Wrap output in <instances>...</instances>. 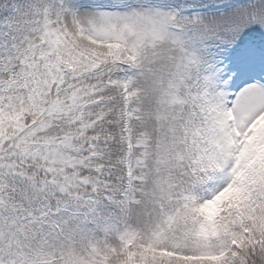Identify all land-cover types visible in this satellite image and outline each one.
<instances>
[{
  "label": "snow or ice",
  "instance_id": "snow-or-ice-1",
  "mask_svg": "<svg viewBox=\"0 0 264 264\" xmlns=\"http://www.w3.org/2000/svg\"><path fill=\"white\" fill-rule=\"evenodd\" d=\"M0 264H264V0H0Z\"/></svg>",
  "mask_w": 264,
  "mask_h": 264
}]
</instances>
